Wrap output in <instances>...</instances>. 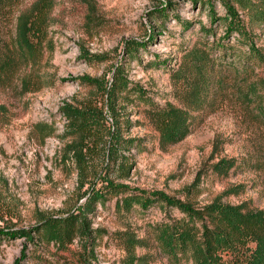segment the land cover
<instances>
[{
	"label": "rangeland",
	"instance_id": "1",
	"mask_svg": "<svg viewBox=\"0 0 264 264\" xmlns=\"http://www.w3.org/2000/svg\"><path fill=\"white\" fill-rule=\"evenodd\" d=\"M51 1L41 54L0 76V264H195L189 253L169 258L156 241L153 227L180 218L176 210L126 208L120 194L85 210L106 184L264 216V61L230 65L229 50L221 62L218 43L246 50L235 34L226 38L222 4L211 1L214 19L200 0ZM232 5L264 55V24ZM8 21L5 43L15 31ZM128 41L143 44L133 59ZM190 50L207 52L214 65L190 72ZM116 70L154 105L187 112L189 135L162 144L145 102L125 92L109 99ZM72 112L88 117L89 132L72 129ZM107 130L138 141L119 150L123 160H109ZM221 161L233 166L217 172ZM70 215L85 218V234L60 243L34 232L44 218Z\"/></svg>",
	"mask_w": 264,
	"mask_h": 264
},
{
	"label": "trees",
	"instance_id": "2",
	"mask_svg": "<svg viewBox=\"0 0 264 264\" xmlns=\"http://www.w3.org/2000/svg\"><path fill=\"white\" fill-rule=\"evenodd\" d=\"M200 1L207 2L210 12L213 10L212 0ZM218 1L226 11L225 16L220 18L226 24V38L235 34L236 43L246 48L241 52L240 47L218 43L221 54L223 52L222 56H219L221 62L226 60L225 56L229 54L234 60L224 62L234 66L239 64L244 69L251 68L255 60L263 62L264 55L251 41L232 4L235 3L244 10L252 11V19L262 25L264 0L255 3L251 0ZM21 2L22 0H0V76L11 75L21 63L34 61L41 54L43 33L48 26V12L52 1L35 0L30 7L19 10ZM210 14L215 19L213 11ZM9 19L15 20V31L9 43H5L3 26L9 23ZM202 30L207 34L212 32L210 27H202ZM142 47L141 43L128 41L125 47L126 56L132 59L137 57L138 50ZM226 51H229V54ZM185 56L188 70L196 74H202L208 64L214 65L216 61L210 58L207 52L200 50H190ZM104 92L109 99H115L122 92L133 93L136 95L135 98L145 102L162 144L173 145L184 140L190 133V115L187 112L171 106L162 108L154 105L138 87L126 81L119 70L113 74L111 85L105 88ZM84 113L94 114L91 110H86ZM69 118L70 126L79 135L83 130L89 132L88 117L81 115L80 112H72ZM95 122L99 125L98 121ZM107 135L109 140L106 149L109 160L112 161L118 159V156L123 160L124 156L119 150H127L138 142L134 139H121L117 130L115 132L107 130ZM232 166L231 161H221L215 168L217 172H223ZM137 192L128 194V187L125 185L106 184L102 192L93 191L84 209H89L104 194L124 195L122 206L126 208L138 205L145 211L151 206L160 205L165 211L176 210L181 214L180 218L170 219L153 227L161 251L169 258L178 261L189 253L195 264H264V216L261 212L246 213L239 206L227 205L219 201H214L203 209H195L191 204L169 197L162 192ZM86 229L84 217L70 215L67 218H44L40 229L35 227L34 232H42L48 242L62 243L72 240L76 233L85 234Z\"/></svg>",
	"mask_w": 264,
	"mask_h": 264
}]
</instances>
